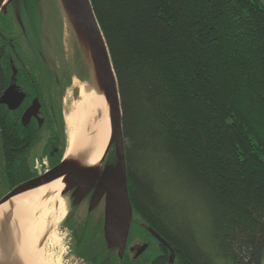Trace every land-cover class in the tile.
<instances>
[{
    "label": "trees",
    "instance_id": "trees-1",
    "mask_svg": "<svg viewBox=\"0 0 264 264\" xmlns=\"http://www.w3.org/2000/svg\"><path fill=\"white\" fill-rule=\"evenodd\" d=\"M90 1L119 86L134 218L174 249L175 264H262L264 4ZM10 145L26 149L7 159L14 188L30 178L33 143ZM157 162L172 164L203 206L167 202ZM160 247L153 264L170 262Z\"/></svg>",
    "mask_w": 264,
    "mask_h": 264
},
{
    "label": "flooded vegetation",
    "instance_id": "flooded-vegetation-1",
    "mask_svg": "<svg viewBox=\"0 0 264 264\" xmlns=\"http://www.w3.org/2000/svg\"><path fill=\"white\" fill-rule=\"evenodd\" d=\"M39 4L40 0H16L7 7L6 12L0 14V192L4 191L0 200L33 179L45 175L56 179L53 170L63 162L70 161L68 157L76 156L66 151L64 95L75 84V80L84 84L82 80L85 79L77 72V65L65 47L53 53L48 43L42 42L36 18ZM23 142L33 143L26 152L30 178L10 188L12 181L6 180L5 173L9 163L7 159L22 157L26 151L21 146L18 152L17 147L14 148L10 143ZM33 149H36V157L31 160L30 153ZM75 159L78 160L73 161L74 165L79 166L83 161L87 166L84 158ZM114 160L113 146L102 165L86 178L85 184L81 183V178H72L67 171L61 175L63 189L66 183L63 196L68 201L70 210L66 226L73 236L75 255L85 264H153L150 260H139L141 251L146 247L147 252L149 245L144 243L146 246L142 245L137 255L132 250L131 233L136 224L143 233L153 238L159 250L158 255L162 245L136 218H133L122 258L119 249L111 250L107 246L106 199L97 202L95 195L100 178L106 168L114 164ZM90 183L92 185L87 186Z\"/></svg>",
    "mask_w": 264,
    "mask_h": 264
},
{
    "label": "water",
    "instance_id": "water-1",
    "mask_svg": "<svg viewBox=\"0 0 264 264\" xmlns=\"http://www.w3.org/2000/svg\"><path fill=\"white\" fill-rule=\"evenodd\" d=\"M16 0H0V14L7 11V7ZM64 12L70 35L76 49L80 53L85 68L86 77H82L84 84L90 85L95 91L104 95L110 110L111 137L101 162L96 167H87L83 164L74 165L70 159L54 169L55 178L45 175L18 186L0 200V208L13 198L30 191L49 185L59 179L67 171L72 178L82 179L87 183L88 176L102 165L114 146L115 162L108 166L96 186L95 198L100 202L106 199L105 207V240L109 249H119L120 258L123 257L130 235L134 210L129 197L128 168L126 160L125 139L123 135L121 97L117 77L113 69L109 50L99 27L90 0H59ZM22 25V20L20 19ZM81 158V157H77ZM81 161V160H80ZM68 167H70L68 169ZM49 177V178H48ZM64 183V182H63ZM65 188H66V183ZM92 183L87 186H91ZM65 189L62 192L64 195ZM158 242L169 251L170 263H175L174 249L155 231L149 229ZM9 227L5 225L0 233V251H6V242H9ZM11 249V247H10ZM147 248L145 247L141 253ZM12 253V251H11ZM0 264H21L12 254L0 257Z\"/></svg>",
    "mask_w": 264,
    "mask_h": 264
},
{
    "label": "rangeland",
    "instance_id": "rangeland-1",
    "mask_svg": "<svg viewBox=\"0 0 264 264\" xmlns=\"http://www.w3.org/2000/svg\"><path fill=\"white\" fill-rule=\"evenodd\" d=\"M261 1L264 4V0ZM38 7L36 18L42 42H47L49 49L53 53L60 51V49L63 50L65 47L68 55H70L72 60L75 61L77 65V72H79L82 77H86L80 53L76 49L73 38L70 35L68 24L59 0H40ZM80 65L81 68H78ZM75 81V84H73L64 95V99L66 100L64 101L63 108L65 112L64 122L67 139V153L70 149L69 136L71 130L66 122V118L73 112L74 104L78 101L79 94L78 86L80 83L78 80ZM30 154H32L30 158L33 160L34 157H36V149H33ZM163 164L165 165H161L160 162H157L155 163L153 169L156 171L157 176H160L162 179L161 183H163V189L166 193L164 198L167 202L178 203L189 199L190 202L187 201L189 204L188 209L192 207L193 204L195 206H199V208L203 206V201L199 196V192L188 187L187 182L185 184V180L172 164H166L165 162ZM41 189L42 188L39 190L36 189L34 193L31 192L32 194H23L25 195L24 197H27L26 200L21 198L23 199L22 203L24 206L20 211L19 217L24 219L23 225L31 229L37 245L42 247L48 257L53 259L51 260L52 264H85L82 259L75 255L73 236L66 226L70 210L68 201L62 195L63 191L58 196V193L56 194L50 186L45 185V188L43 186V189ZM59 197L61 198L63 204L58 199ZM24 213L26 215H24ZM190 213L192 214V210ZM196 220L200 226L203 228L207 227L209 229L210 225L208 220H205L199 214L196 217ZM142 231L143 230L140 226L136 224L135 229L131 233L130 243L132 244V250L134 251V254L137 255L139 253L138 250L144 243H146L147 246H150V248L147 252L144 251L142 253L139 260L152 261L158 257L159 250L157 245L154 243L153 238H151L150 235H146ZM206 233V231L200 232L202 237H204ZM146 244L143 246H146ZM214 261L215 264H232L220 257H214ZM262 264H264V256Z\"/></svg>",
    "mask_w": 264,
    "mask_h": 264
},
{
    "label": "bare ground",
    "instance_id": "bare-ground-1",
    "mask_svg": "<svg viewBox=\"0 0 264 264\" xmlns=\"http://www.w3.org/2000/svg\"><path fill=\"white\" fill-rule=\"evenodd\" d=\"M78 88V101L74 104L73 112L66 118L71 130L69 131V153L75 154L74 158H84L87 166L96 167L100 164L111 137L109 104L105 96L95 91L90 85L80 83ZM74 158L68 157V159ZM46 186H50L59 196L64 185L59 179ZM34 191L25 195L32 194L31 192L34 193ZM25 195L13 198L0 208V233L6 225L9 227L10 235L9 242H6V251L1 250L0 257L12 254L21 264H52L53 259L37 245L31 229L23 225L24 219L19 217L24 206L22 200L27 198L24 197ZM58 199L63 204L61 198Z\"/></svg>",
    "mask_w": 264,
    "mask_h": 264
}]
</instances>
